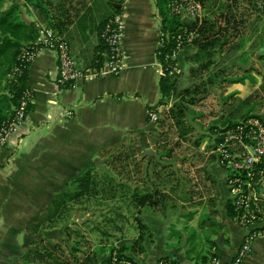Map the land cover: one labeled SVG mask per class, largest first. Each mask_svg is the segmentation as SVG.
I'll use <instances>...</instances> for the list:
<instances>
[{
    "label": "crops",
    "instance_id": "crops-1",
    "mask_svg": "<svg viewBox=\"0 0 264 264\" xmlns=\"http://www.w3.org/2000/svg\"><path fill=\"white\" fill-rule=\"evenodd\" d=\"M28 12L25 16L31 25L38 30L48 27L41 12L32 8ZM113 14L108 0H86L73 24L61 35L82 70L91 72L103 67L107 55L102 53L103 63L97 65V49L102 42L104 25ZM122 17L123 46L128 59L127 68L119 76L82 80L71 88L58 83L57 57L53 51H43L32 64L28 83L33 91V110L0 152L1 196H22L29 177L53 182V189L49 192L44 189L38 194V197L51 198L63 192V183H68L70 175L76 174L79 167L91 166V161L105 151L121 145L130 136L144 137L150 144V138L157 134L156 124L148 114L161 99L158 51L162 19L156 0H127ZM194 53V49L183 52L179 61L181 69L186 61H192L187 58ZM259 62L264 65V61ZM186 64L193 67L191 62ZM257 68L253 65L251 72ZM168 107H159L157 112L160 114ZM229 121L230 117L223 119L222 125L227 126ZM153 146L156 147L151 145L145 151L155 153ZM203 148L198 153L201 159L187 157L179 173L161 177L153 174L152 169L147 173V168L155 161L161 165L168 163L156 154L142 158L147 172L136 177V192L140 197L150 193L159 202L149 208L136 204L152 232L147 251L139 255L138 264H159L162 259H167L169 264H210L214 259L220 264H232L236 260L250 229L244 228L237 217L228 215L229 203L233 205L227 187L228 172L216 158V148L210 152ZM255 188L262 222L253 230L264 232V182ZM46 208L47 205L38 212V217L22 225V221L13 224L16 222L13 218L5 222L6 210L0 211V264H16L20 260L23 264H32L35 258L41 264H52L50 259L42 260L31 254L34 244L30 241L31 228ZM7 209V213H13L12 208ZM148 209L151 216L145 214ZM16 210L24 213L22 207ZM135 230L139 235L138 226ZM39 241V252L49 241L60 245L56 239ZM20 248L27 249L25 254L16 253ZM242 264H264V234L253 243L252 253Z\"/></svg>",
    "mask_w": 264,
    "mask_h": 264
},
{
    "label": "rangeland",
    "instance_id": "rangeland-1",
    "mask_svg": "<svg viewBox=\"0 0 264 264\" xmlns=\"http://www.w3.org/2000/svg\"><path fill=\"white\" fill-rule=\"evenodd\" d=\"M6 1L19 3L18 0ZM54 1L59 3L62 0ZM263 3L264 0H234L230 9L234 18L225 35L221 37V42L226 44L223 46L218 44L216 48L212 49L211 55L201 56V58H205V63L213 61L210 70L214 73L219 71L218 74L221 78L215 80V84L210 87V92L205 100L193 108L194 114L188 120L193 131L187 139L182 141L179 138L172 122L165 119L169 107L164 108L159 114L161 120L155 125L157 134L150 138V144L144 137L130 136L121 145L105 151L91 161V166L79 167L76 174L73 173L69 177H72L73 180L70 179L68 184L63 183L64 186L61 190L73 191L77 188L76 183L70 184V182L75 181L78 178L76 177L78 173H83L82 171L86 169L92 170L96 182L88 197L76 204H71L74 210L70 216L68 215L70 218L67 220V225L73 234L69 236L64 231L65 224L55 229L32 233L30 238V241L34 242L32 249L41 248L40 239H56L64 250L62 253L57 251L56 256L64 258L71 264L75 263V258L70 249L77 243H81L80 252L75 253L80 259V263L95 251L100 252L99 260L105 259L109 256L112 246L120 247L124 242L132 243L137 238L138 233L135 227L138 226L137 219L142 214L138 213L139 209L136 207L133 196L138 185L136 177L144 176L147 171L150 174V169L153 174H159V177L164 174H176L182 169V161L187 157L192 156L195 160L201 159L198 154L200 153L199 148L203 146L206 152L214 149L218 131L223 127V119L230 117L233 123L248 115L264 119V65L259 62L257 56L258 52L264 54ZM24 13L27 15L29 12L24 9ZM221 23L219 25L222 27L226 26L222 19ZM181 62L183 64L182 60ZM190 62L193 66H197L199 62L204 61H196V59L186 61V63ZM186 63L182 65V74L178 83L181 89L191 87L198 81L189 73L190 66ZM253 65H257L259 68L249 74ZM208 74L205 76L207 77ZM245 74L247 78H245ZM227 78L234 82L222 81ZM243 78H245L244 81H239ZM247 98L249 99L246 100ZM151 145L156 146H153L155 151L153 157L156 154L157 158L162 159L168 165H161L155 161L153 166L147 168L146 171L142 158L145 149ZM25 181L27 185L22 196L3 197L0 195V211H7V208L13 209L11 214L5 211V222L8 221V218H13L16 221L13 223L10 220L13 224L18 225L22 221V225L24 221L27 222L28 219L38 217L40 215L38 212L50 201L48 196L38 197V194L42 193L44 189L47 192L53 189V182L39 181L29 177ZM20 207L24 209V213L16 210ZM148 211L149 209L145 213L147 216L151 214ZM174 212L178 214L177 211L174 210ZM26 251L27 249L20 248L16 253L22 255ZM15 256L17 257V255ZM15 262L23 264V260ZM31 263L41 264L42 261L35 258Z\"/></svg>",
    "mask_w": 264,
    "mask_h": 264
},
{
    "label": "trees",
    "instance_id": "trees-1",
    "mask_svg": "<svg viewBox=\"0 0 264 264\" xmlns=\"http://www.w3.org/2000/svg\"><path fill=\"white\" fill-rule=\"evenodd\" d=\"M126 1L108 0L114 9L113 17L122 16L123 6ZM194 1L203 7L204 12L201 19L183 18L180 15L173 14L169 8L172 0H156V6L162 19L161 31L164 35L163 43L158 51V60L163 65L166 76L162 77L159 83L161 99L149 111L157 112L159 107L169 106L166 113L167 118L165 119L172 122L182 141L186 140L188 135L193 131L192 125L188 122L189 118L194 114L193 108L205 100L210 92V87L215 84V80H220L221 78L218 74L219 71L214 73L210 70L213 61L210 60L205 63V58H201V56L211 55L212 49L216 48L218 44H221V46L226 44L221 42V37L225 35L227 28L234 18L232 11H230L234 0ZM85 3L86 0H62L59 3H55L54 0H19V3H8L6 0H0V131L4 127H9L16 120L17 108L27 92H31L32 95L27 111L30 113L33 110V91L28 83L29 71L33 63L25 62L23 54L26 50L31 51L37 48L36 43L40 37V32L26 19L24 9L29 11L32 8L41 12L46 19L48 28L61 36L73 24L77 14L83 9ZM221 19L222 21L224 20L225 27L219 25ZM185 31L196 33L193 43L187 45L184 49H195V53L190 58H187V60L196 59V61L204 62H199L197 66H193L189 71L198 81L191 87L181 89L178 83L182 69L180 73L169 75L172 64L165 59L174 47L173 37ZM97 51V65H101L103 63L102 53L107 54L108 49L101 42ZM257 56L260 61H264V54L258 52ZM248 73H251V70ZM206 74H208L207 77L205 76ZM245 78H247L246 74ZM245 78L239 79V81H244ZM222 81L234 82L228 78L222 79ZM251 117L255 116L248 115L235 123L229 121L227 126L225 125L220 128L218 134L222 130L232 128L239 122ZM256 118L263 119L261 117ZM215 141L216 145L214 149L219 143L218 135ZM82 172L76 176L78 178L75 181L70 182V184L76 183L77 188L73 191L63 190L62 193L50 198L46 211L40 216L37 223L32 225V233L36 234L52 228L55 229L65 224L64 231L69 236L73 234L72 231H69L70 227L67 225V220L70 218L68 215L70 216L74 210L71 204H76L88 197L96 182L95 175L91 169H86ZM133 196L136 204L143 208L155 206L159 202L158 198H154L150 193L140 197L136 189ZM228 215L230 217H238L239 215L234 205L230 203ZM137 222L138 237L132 243L124 242L120 247L112 246L109 250V256L103 260H99L98 258L100 252L95 251L92 255H88L84 262L80 263V259L77 258L75 253L80 252L81 243L73 245L70 250L75 258L74 264H124V262L138 264L137 259L139 255L147 251V243L152 239V232L150 227L144 223L143 216H140ZM42 247L41 252L33 249L31 254L40 257L42 260L48 261L50 259L52 260V264H71L64 258L54 256L57 251L61 250L60 253L64 252L60 245L49 241ZM115 258L117 262H114ZM160 263L169 264L167 259H162ZM203 264H207V262Z\"/></svg>",
    "mask_w": 264,
    "mask_h": 264
},
{
    "label": "built area",
    "instance_id": "built-area-1",
    "mask_svg": "<svg viewBox=\"0 0 264 264\" xmlns=\"http://www.w3.org/2000/svg\"><path fill=\"white\" fill-rule=\"evenodd\" d=\"M169 8L173 14L183 18L201 19L204 12L202 5L194 0H172ZM39 32L37 48L24 51L23 60L34 63L43 51H53L57 57L58 83L61 86L74 88L82 80L106 75L119 76L127 68L128 55L123 46L122 16L111 17L104 25L101 40L107 47L108 53L103 67L91 72L79 68L65 39L48 27L39 29ZM195 37L196 33L190 31L173 37L174 47L165 59L172 64L169 75L181 72L179 57L186 46L193 43ZM163 38L162 33L161 45ZM160 66L161 77H165L163 65ZM31 98V92H27L17 108L16 120L0 131V152L9 145L12 134L26 122ZM148 114L152 123L156 124L159 121L158 112L149 111ZM67 115L72 117L71 113ZM218 139L215 154L228 172L227 187L233 205L239 213L237 220L244 228L250 229L236 260L232 263L242 264L243 260L252 253L253 243L264 234L263 231L253 230L262 222V211L255 186L264 182V120L256 117L247 118L232 128L222 130L218 134ZM114 262H117L116 258ZM124 264L133 263L124 262ZM210 264H220V262L214 259Z\"/></svg>",
    "mask_w": 264,
    "mask_h": 264
},
{
    "label": "water",
    "instance_id": "water-1",
    "mask_svg": "<svg viewBox=\"0 0 264 264\" xmlns=\"http://www.w3.org/2000/svg\"><path fill=\"white\" fill-rule=\"evenodd\" d=\"M144 156H146V157H151V156H153V152H152L151 150H146V151L144 152Z\"/></svg>",
    "mask_w": 264,
    "mask_h": 264
}]
</instances>
